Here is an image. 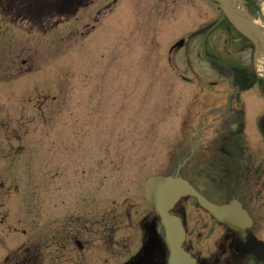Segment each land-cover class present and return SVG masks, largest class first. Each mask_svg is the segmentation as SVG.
<instances>
[{"label": "rangeland", "instance_id": "obj_1", "mask_svg": "<svg viewBox=\"0 0 264 264\" xmlns=\"http://www.w3.org/2000/svg\"><path fill=\"white\" fill-rule=\"evenodd\" d=\"M7 2L0 0V264H42L40 254L46 264L60 185L63 192L80 177L106 183V214L132 220L148 245L151 229L139 231L135 214L143 181L187 150L221 100L196 37L170 60L167 53L209 18L211 1L81 0L38 20L15 15Z\"/></svg>", "mask_w": 264, "mask_h": 264}, {"label": "flooded vegetation", "instance_id": "obj_2", "mask_svg": "<svg viewBox=\"0 0 264 264\" xmlns=\"http://www.w3.org/2000/svg\"><path fill=\"white\" fill-rule=\"evenodd\" d=\"M210 1L209 18L189 34L199 43L203 65H212L218 75L209 83L221 90V100L205 115L210 123L191 137L187 150L172 152L167 170L153 174L181 177L194 189L170 211L183 225L182 247L194 264H264V69L257 64L264 59L225 15L216 23L222 7ZM227 1L234 9L241 3L256 21V15L264 18V0ZM189 38L173 42L170 54ZM64 187L60 192V185L54 204L50 224L55 247L46 264H167L164 231L160 226L154 231L156 219L143 197L144 206L135 214L139 231L151 229L148 245L142 234L140 245L132 220L125 224L106 214V183L93 187L89 178L80 177L67 180ZM198 196L217 206V213ZM142 219L146 225L141 226Z\"/></svg>", "mask_w": 264, "mask_h": 264}, {"label": "water", "instance_id": "obj_3", "mask_svg": "<svg viewBox=\"0 0 264 264\" xmlns=\"http://www.w3.org/2000/svg\"><path fill=\"white\" fill-rule=\"evenodd\" d=\"M218 1L221 3L224 13H226L227 17L236 28L253 40L255 45H259L264 52V34L261 30L250 21V19L238 12L230 10V8L225 5L224 0ZM248 29H251L256 34L258 41L248 32ZM190 192V186L181 178L173 179L170 177L150 176L144 184L145 199L148 205L153 208L155 215L164 225L167 233L166 240L171 252L168 264H192L180 247V241L182 239L181 226L174 217L168 215V209L180 195ZM210 209L212 210L213 208Z\"/></svg>", "mask_w": 264, "mask_h": 264}, {"label": "trees", "instance_id": "obj_4", "mask_svg": "<svg viewBox=\"0 0 264 264\" xmlns=\"http://www.w3.org/2000/svg\"><path fill=\"white\" fill-rule=\"evenodd\" d=\"M75 1L80 3L74 5ZM79 4H81V0H8L7 2V6L14 9L15 15L30 20L34 18L38 20L40 17L50 19L51 16L54 17L64 11L74 10ZM64 8L66 10L63 11Z\"/></svg>", "mask_w": 264, "mask_h": 264}, {"label": "bare ground", "instance_id": "obj_5", "mask_svg": "<svg viewBox=\"0 0 264 264\" xmlns=\"http://www.w3.org/2000/svg\"><path fill=\"white\" fill-rule=\"evenodd\" d=\"M263 30H264V28H263ZM258 68L259 69H262L263 70V65H262V62H261V60L260 61H258Z\"/></svg>", "mask_w": 264, "mask_h": 264}]
</instances>
